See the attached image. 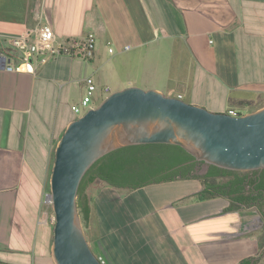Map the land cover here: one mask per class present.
Masks as SVG:
<instances>
[{
	"label": "crops",
	"instance_id": "0c3cea01",
	"mask_svg": "<svg viewBox=\"0 0 264 264\" xmlns=\"http://www.w3.org/2000/svg\"><path fill=\"white\" fill-rule=\"evenodd\" d=\"M37 3L59 39L92 32L95 48L87 61L59 55L34 73L0 59V264H54L43 199L85 77L101 100L105 86H139L213 112L264 106V0H0V49L35 23ZM216 191L189 175L102 197L90 247L107 264H264L259 208Z\"/></svg>",
	"mask_w": 264,
	"mask_h": 264
},
{
	"label": "water",
	"instance_id": "95a60500",
	"mask_svg": "<svg viewBox=\"0 0 264 264\" xmlns=\"http://www.w3.org/2000/svg\"><path fill=\"white\" fill-rule=\"evenodd\" d=\"M141 144L177 145L208 166L264 172V106L231 115L157 89L128 86L71 120L54 147L49 178L54 264H101L84 233L78 190L104 155Z\"/></svg>",
	"mask_w": 264,
	"mask_h": 264
},
{
	"label": "trees",
	"instance_id": "16d2710c",
	"mask_svg": "<svg viewBox=\"0 0 264 264\" xmlns=\"http://www.w3.org/2000/svg\"><path fill=\"white\" fill-rule=\"evenodd\" d=\"M189 159H191V156L188 155L181 147L172 144L131 145L119 148L104 155L86 172L78 190L77 206L82 223L87 225L91 212L90 200L88 196L84 194L87 184L102 181L112 186L123 187L125 185L119 183L116 176H112H114L115 173H119L121 169L126 167L128 168L130 165L147 166L149 164H159L160 166L167 165V167H174L179 164L181 165V163ZM193 164L194 163L188 166L192 168ZM176 172L177 171H174V174ZM250 173H253L251 178L249 177ZM189 175L200 178L204 186L208 189L211 188L216 191L219 187L222 189L229 188V192L231 194L242 193L237 197V200L247 205L253 204L257 206L264 218L263 171H260L259 173L258 171L236 172L209 165L205 173L182 174L181 177ZM219 177H229V180L226 184H224L223 182L217 180ZM173 178H175L173 175H161L154 177L152 181L156 183L171 180ZM139 186L141 185H138V187ZM246 186L248 187L246 190L247 194H244L243 192ZM239 264H251V259L241 261Z\"/></svg>",
	"mask_w": 264,
	"mask_h": 264
},
{
	"label": "built area",
	"instance_id": "2783aa9c",
	"mask_svg": "<svg viewBox=\"0 0 264 264\" xmlns=\"http://www.w3.org/2000/svg\"><path fill=\"white\" fill-rule=\"evenodd\" d=\"M35 23L25 26L22 31L16 35H8L9 45L1 46L0 59L2 67L7 71L30 72L34 73L39 65L46 63L49 59L59 55H69L73 58L89 60L92 58L95 48V35L92 32L87 33L82 38L69 37L66 40L58 38L52 27L51 21L44 10V7L37 3L34 10ZM85 81V93L79 104L73 105L72 110L77 114L93 107L92 96L97 90V84L91 76H87ZM105 94L110 93L109 87H103ZM227 113L231 115L238 114L234 110ZM43 203L51 208L49 193L44 196ZM52 210V208H51ZM54 222V215L51 217ZM264 226V218L261 216L254 224V229ZM101 264H107L102 255H96Z\"/></svg>",
	"mask_w": 264,
	"mask_h": 264
},
{
	"label": "flooded vegetation",
	"instance_id": "af4514ba",
	"mask_svg": "<svg viewBox=\"0 0 264 264\" xmlns=\"http://www.w3.org/2000/svg\"><path fill=\"white\" fill-rule=\"evenodd\" d=\"M193 164L192 168H190L188 165ZM208 165L204 164L203 162L199 161H192L191 159L184 161L181 163V165H177L174 167H167V165L160 166L159 164H149L147 166H132L130 165L128 168H123L120 170L119 173H115L114 176H116V179L119 180V183H122L123 187H116L112 186L110 184H107L113 188L116 189H124V190H132L135 188H138V185L142 186H148L150 184H154L155 182L152 181L154 177L161 176V175H173L175 177H181L182 174H193L198 173L202 171V173H205L208 169ZM174 171H177L174 174ZM259 173V172H258ZM253 173L249 174V177ZM135 187V188H134Z\"/></svg>",
	"mask_w": 264,
	"mask_h": 264
},
{
	"label": "rangeland",
	"instance_id": "374dc122",
	"mask_svg": "<svg viewBox=\"0 0 264 264\" xmlns=\"http://www.w3.org/2000/svg\"><path fill=\"white\" fill-rule=\"evenodd\" d=\"M140 88H142V87H140ZM162 92L164 94H167L166 91H162ZM95 95H96V92H94V94L92 96V102L90 103L93 107H95L96 105H98L101 102V97H98V96L96 97ZM242 109H243V107H242ZM85 112H86V109H83V111H81L78 114V117L83 115ZM197 174H202V171L198 172ZM49 178H50V173H49ZM49 178L47 179L48 180V183H47L48 184V186H47L48 189L46 188L47 191L45 192V194L49 193ZM148 189H150V187H148ZM128 191H130V190L116 189V188H113V187L107 185L106 183H104L102 181H96L94 183H89V184L86 185L84 194L88 196V198L90 200L89 201L90 202V206H91V209H92L93 207H95L96 202L98 200H100V198L104 197L106 199L107 196L110 197L112 194L122 195V194H126ZM93 213H91V215ZM92 220H94V214H93V217H91V219L89 220V223H87V225H84L82 223V226H83V229H84V233H85V235L87 237L88 242L89 241L91 242L92 237H93V226L92 225L95 222L92 221ZM81 222H82V220H81ZM90 244H91V246H93L92 242Z\"/></svg>",
	"mask_w": 264,
	"mask_h": 264
}]
</instances>
